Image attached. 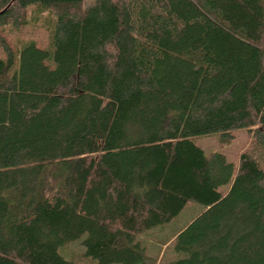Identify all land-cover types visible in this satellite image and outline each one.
<instances>
[{
  "label": "trees",
  "instance_id": "1",
  "mask_svg": "<svg viewBox=\"0 0 264 264\" xmlns=\"http://www.w3.org/2000/svg\"><path fill=\"white\" fill-rule=\"evenodd\" d=\"M0 50V264H151L191 203L169 264H264V0H0Z\"/></svg>",
  "mask_w": 264,
  "mask_h": 264
},
{
  "label": "rangeland",
  "instance_id": "2",
  "mask_svg": "<svg viewBox=\"0 0 264 264\" xmlns=\"http://www.w3.org/2000/svg\"><path fill=\"white\" fill-rule=\"evenodd\" d=\"M21 34L22 36L18 33L8 32L6 34V39L16 48V44H18V41H21L22 37L26 38L29 36V33L23 32ZM36 38L42 41L43 37L39 35L36 36ZM1 53L0 50V54ZM193 140L206 152V154L220 152L235 166H238L241 154L251 149V136L247 130H239L235 132V139L230 144H223L221 142V135L217 133L208 136L195 137ZM203 209V206L191 203L185 208L181 215L171 223L148 231L140 236V239L148 248V255L151 258V264H169L175 259V256L171 254L169 250H166V247L173 242L177 237L176 235L181 230L187 227L201 214ZM166 243L168 245L164 246ZM60 251L65 258L73 260L76 264H98L96 260L85 256V248L81 241L67 244L62 247ZM165 253L166 255L164 256Z\"/></svg>",
  "mask_w": 264,
  "mask_h": 264
}]
</instances>
